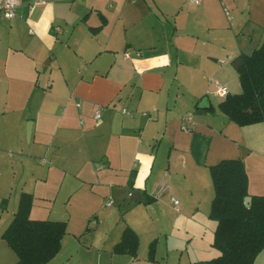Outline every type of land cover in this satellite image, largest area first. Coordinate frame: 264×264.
<instances>
[{"label":"crops","instance_id":"0c3cea01","mask_svg":"<svg viewBox=\"0 0 264 264\" xmlns=\"http://www.w3.org/2000/svg\"><path fill=\"white\" fill-rule=\"evenodd\" d=\"M18 1L0 13V264L17 261L1 236L21 207L66 223L47 264L218 256L208 167L239 158L248 193L264 195V123L237 125L215 93L264 40V0ZM203 95L215 111L194 113ZM127 226L136 256L113 252Z\"/></svg>","mask_w":264,"mask_h":264},{"label":"trees","instance_id":"16d2710c","mask_svg":"<svg viewBox=\"0 0 264 264\" xmlns=\"http://www.w3.org/2000/svg\"><path fill=\"white\" fill-rule=\"evenodd\" d=\"M238 74L241 91L228 93L218 109L239 126L264 123V40L249 54L231 60ZM207 95L197 99L194 113L213 112ZM214 197L209 218L217 221L213 247L220 254L203 264H253L264 248V195L248 193V177L239 158L222 159L208 167ZM250 196L249 206L245 197ZM154 197L144 202L151 203ZM66 232L64 221L34 220L21 207L2 234L17 256L14 264H47L59 251ZM138 235L129 227L113 247L114 253L136 256ZM156 240L149 244L148 258L154 261Z\"/></svg>","mask_w":264,"mask_h":264},{"label":"built area","instance_id":"2783aa9c","mask_svg":"<svg viewBox=\"0 0 264 264\" xmlns=\"http://www.w3.org/2000/svg\"><path fill=\"white\" fill-rule=\"evenodd\" d=\"M194 3H199L200 0H191ZM44 0H35L33 4L30 6V10L34 7L36 4L43 3ZM19 1L18 0H0V13L3 14L6 18H12L15 15V9L18 6ZM215 93L216 95L225 98V96L228 94L226 86L220 85L215 83ZM125 111V110H123ZM100 115L99 112L95 114V118L99 119ZM185 120H188V117L185 118ZM183 128L186 129V126L183 125ZM177 202V201H175ZM112 204V201L107 202V205Z\"/></svg>","mask_w":264,"mask_h":264},{"label":"rangeland","instance_id":"374dc122","mask_svg":"<svg viewBox=\"0 0 264 264\" xmlns=\"http://www.w3.org/2000/svg\"><path fill=\"white\" fill-rule=\"evenodd\" d=\"M236 74V73H235ZM237 81H238V78H237V75H234V78H233V80H232V82L234 83V86H231V85H229V91H230V93H234V92H237L238 90H239V87H237L236 88V83H237ZM212 100H213V102L214 103H216V102H218L219 101V97H214V96H212ZM17 178L19 179V176H17ZM4 204V203H3ZM2 205V204H1ZM123 206V205H122ZM120 207V209H126L125 207ZM7 243L5 242V240L3 239L2 240V245H1V247L3 248V247H5V248H7V250L9 251V252H12L10 249H9V247L6 245Z\"/></svg>","mask_w":264,"mask_h":264},{"label":"water","instance_id":"95a60500","mask_svg":"<svg viewBox=\"0 0 264 264\" xmlns=\"http://www.w3.org/2000/svg\"><path fill=\"white\" fill-rule=\"evenodd\" d=\"M140 197H141V194H140L139 191H137V190L132 191L130 193V195H129L128 200H127V205L139 201L140 200ZM250 200H251V197L250 196H246L245 197V203H246L247 206H249ZM198 264H203V263H198Z\"/></svg>","mask_w":264,"mask_h":264}]
</instances>
